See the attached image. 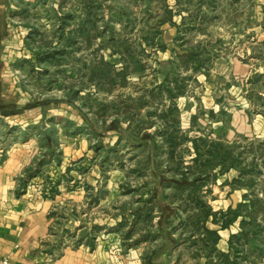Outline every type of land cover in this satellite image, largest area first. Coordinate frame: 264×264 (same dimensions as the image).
Listing matches in <instances>:
<instances>
[{
	"label": "crops",
	"instance_id": "1",
	"mask_svg": "<svg viewBox=\"0 0 264 264\" xmlns=\"http://www.w3.org/2000/svg\"><path fill=\"white\" fill-rule=\"evenodd\" d=\"M54 1L52 8L58 4ZM42 3L32 0L22 12L48 6ZM143 3L139 9L157 12V23L145 28L137 44L149 51L159 44L158 73L163 79L158 83L157 69L140 67L144 60L140 56L99 55L98 68L85 52H76L81 44L91 47L90 36L85 35L92 21L74 9L71 31L84 37L75 38L69 52V74L83 81L74 83L73 91L80 95L89 91L92 72L102 76L109 65L117 67V77L124 72L139 76L131 86L116 85L117 91L134 92L131 117L116 114L96 141L89 130L83 129V135L77 131L82 130L80 124H92L86 103L82 108L89 111L80 115L76 109L81 106L69 100L64 121L59 111L50 109L53 104L45 106L49 103L33 101L27 94V77L44 72L37 67L41 57L27 51L32 29L27 23L7 24L0 13V264L4 260L7 264H232L235 254L229 240L241 233V221L250 216L263 230L251 248L245 246L247 260L238 263L264 264V178L258 195L252 190L254 181L240 179L236 167L221 171L216 165L193 186L201 205L195 207L186 198L189 189L172 184L189 169L172 177L170 163L175 152L196 157L193 141L198 139L224 145L242 140L264 143V0ZM90 8L89 1L78 12ZM182 28L201 34L194 36L195 47L180 45L176 52L174 43L187 38ZM102 40L100 46L106 47ZM191 54L201 67L191 75V94L176 99L173 85L166 82L173 57L182 62ZM192 65H186L189 73ZM145 77L152 80L144 81ZM109 104L108 108L113 103ZM114 104L125 111L124 103ZM47 121L53 122L55 131L47 129L41 136L40 126ZM179 137L189 145L176 146ZM119 147L133 156L128 171L137 179L145 178L143 182L128 186V174L105 170L111 164L108 155L123 153ZM252 195L256 200H245ZM240 205L244 207L239 210ZM222 256L227 257L225 262Z\"/></svg>",
	"mask_w": 264,
	"mask_h": 264
},
{
	"label": "rangeland",
	"instance_id": "2",
	"mask_svg": "<svg viewBox=\"0 0 264 264\" xmlns=\"http://www.w3.org/2000/svg\"><path fill=\"white\" fill-rule=\"evenodd\" d=\"M31 1L32 0H0V11L2 9L7 10L6 13L0 12L3 18L6 16L8 19L7 24H10V21H12L11 23H16L13 24L15 26H18V23L20 22L24 24L27 23L29 28L32 29V32L28 37L27 51L33 54H38L39 57H41V59L38 60L37 67L43 69L44 72H38L35 75L27 77L26 81L30 89L27 91V94L33 99V101L38 100L49 103L45 106H51V104H53V107L50 109L59 111L61 116L64 117V121L67 120V107L69 100H75L76 104L79 107L81 106V108L76 109L77 114L79 113L80 115H84V113L87 114L88 109L86 107L82 108V105L84 106V103H86L92 112V124H80L82 130H77L80 134L82 133L83 135V129L86 131L89 130L92 138L90 139L95 140V136L99 135L103 126L110 123L111 120L116 117V114H122L124 119L130 118L133 112L131 101L134 100V92L132 89L124 92L117 91L116 85L125 84V86H131L132 84L137 83L135 79L139 78V76H132L129 75L130 73L124 72L123 76L119 75L117 77L115 75L117 67L115 65H109L108 67H105V73L102 76H97L92 72V75H90L88 79V83H90L89 91L86 93L82 92L81 95L78 94V92L76 93L73 91L74 83L78 85L83 82L78 79L74 80L69 74L70 64H72V60L69 57L70 49H72L71 44L75 38L83 36L82 33H79L80 35L77 33L74 35L71 31L73 29H71V26L73 25L72 15L75 14V10L76 15H83V18L85 17L84 19L89 16L90 21H92L88 27L90 32L85 35L90 36L91 47H88L86 44H81L78 48L79 51L76 48L75 49L76 52H85L90 60L95 62L94 64L96 65L94 67L99 68V55H109V53L112 52L113 54H124L125 57L129 58L131 57L129 56L131 53L132 56L137 55L144 59L142 61L143 63H139L140 67L145 65L149 66L151 69H157V83L162 82L163 75L158 73V70L161 69L158 65L160 54L157 47H159V44L156 43V46L152 45L154 51H149L148 49L141 47L139 43L137 44L139 36L141 37V35L145 33L147 27H152L155 22L157 23V12H147L146 10L143 12L139 9V6L144 5L143 0H57L58 4L56 8H52L51 6V4L55 2L54 0V2H49V0H38V3L45 2L48 6H43L44 8L38 6L36 8L37 10L29 8L26 12H22L23 7ZM89 1L91 8L87 9L85 12L79 13L78 9L80 6ZM153 5L154 4H152V6ZM5 7L6 9H4ZM1 15L0 17H2ZM206 31L211 33V29H207ZM181 33L182 35L186 34L187 38L184 40L178 39L177 42L174 43L173 48H175L176 52L180 51L181 46L186 48L195 47L194 36L196 34H201L194 29L187 28H182ZM209 35L210 34H208V39L212 41V38L209 37ZM100 39L106 41V47L100 46ZM100 43L103 44L104 42ZM88 48H90V50ZM144 52L146 54H143ZM173 58L175 59L173 60L172 73L168 75L166 82L173 85L172 93L176 95V99H179L186 94H191L190 92L193 89V77L191 75L196 71L192 70V72L189 73L188 71L190 70V67L185 66L178 56H174ZM121 59H124V57H121ZM128 62H130L129 59L123 64ZM209 63L210 60L206 61L204 67L206 68ZM144 75L146 76V73L142 76ZM151 80L152 78L147 80L146 77L144 79V81ZM175 83L178 84L176 85ZM161 93L164 94L165 92ZM155 100L158 103L161 98L157 97ZM115 101H117L118 106H121L122 103H124L125 108H123V110L125 111L116 109V104H114ZM109 103L113 104L108 108L110 105ZM65 125L68 126V123L66 122ZM47 129H49V131H55L53 122L47 121V124H42V126H40L39 132L41 136H44ZM182 140L183 139L179 137L176 146L186 147L189 145L186 139ZM96 145H98V142H96ZM223 146L230 152V155L226 158L227 165L230 163V158H232L236 162L235 164L238 171L246 165L254 166L255 170L259 171L256 174L251 172L243 175L245 181L246 179L254 181L251 185L253 193L255 192L259 195L261 189L259 185L264 178V153H262V151H264L262 149L264 146L257 142H248L247 140ZM2 147H4V145ZM119 149L123 153L107 156V159L111 160V164L107 163L105 170L110 172L115 171L116 169L118 171L121 170L122 175L128 174L126 182L124 181L128 186L129 184L134 185L135 183L143 182L145 178L137 179V175H133V173H129L128 171L131 164L130 160L133 156H127L124 151L125 148L122 150V148L119 147ZM103 157L106 158V156ZM194 157L175 152V155L171 157L170 162L173 165L171 171L172 177H175L181 172H185V168L189 169L192 167L191 165L194 163L191 159ZM116 158L118 161L117 163L115 160ZM168 159L169 158L166 157V160ZM217 160H219V158ZM212 163L213 167L208 169L209 174L213 168H215L217 162L213 159ZM121 164L125 165L124 170L120 168ZM122 179L125 180V177L122 176ZM208 179H211V176H209Z\"/></svg>",
	"mask_w": 264,
	"mask_h": 264
},
{
	"label": "trees",
	"instance_id": "3",
	"mask_svg": "<svg viewBox=\"0 0 264 264\" xmlns=\"http://www.w3.org/2000/svg\"><path fill=\"white\" fill-rule=\"evenodd\" d=\"M182 63L186 66L187 63L193 64L191 66L193 71H197L201 66H199L201 61L196 60L195 55H189L187 59L182 61ZM197 65V66H196ZM168 78V77H167ZM169 84V83H168ZM176 85L178 83H175ZM175 85V86H176ZM166 92L168 96L172 97V91L169 90V87L166 88ZM116 125L113 124V127ZM262 146H264V143H259ZM224 144L222 143H215L211 141H207L206 139H198L193 141V146L196 152V157L193 160V165L190 167L188 170V174L186 175L185 173L181 174L182 179L180 182L176 183L174 180L172 181V184H178L177 186H183L187 187L189 190L186 193L187 195V200L192 203L193 206H201L197 200L196 197V188L193 187L196 185V183L201 182L203 178H206L209 174L208 169L213 167L212 166V160H216V165L220 166L221 171H225L229 168L237 167L236 162L230 158V163L227 165L226 163V158L230 155V152L223 146ZM264 150V148H262ZM201 150V151H199ZM262 151V150H261ZM202 152V153H200ZM264 153V151H262ZM219 158V160H217ZM215 166V165H214ZM240 179L243 178L244 174L247 173H258V170H255L254 166L246 165L244 168H242L240 171ZM190 177V181L187 182V178ZM249 181H252L251 179H247ZM240 181V180H239ZM181 184V185H180ZM249 198L251 201L256 200L255 196H245V200L249 201ZM244 205L239 206V210L242 209ZM203 211L206 212V209H203ZM229 220L223 222L222 227H226L229 224ZM241 228L242 231L239 235L231 237L229 240V247L230 249L234 252L235 254V260L232 261V264H239V260H244L246 261V253L244 251L245 246H248L251 248L255 243H254V237L258 236L259 232H262L263 228L256 222L254 216H250L249 220H243L241 221ZM128 236L131 235V231H128L127 233ZM223 261L225 262L227 260L226 256H222Z\"/></svg>",
	"mask_w": 264,
	"mask_h": 264
},
{
	"label": "built area",
	"instance_id": "4",
	"mask_svg": "<svg viewBox=\"0 0 264 264\" xmlns=\"http://www.w3.org/2000/svg\"><path fill=\"white\" fill-rule=\"evenodd\" d=\"M1 264H7L6 260L2 261Z\"/></svg>",
	"mask_w": 264,
	"mask_h": 264
}]
</instances>
